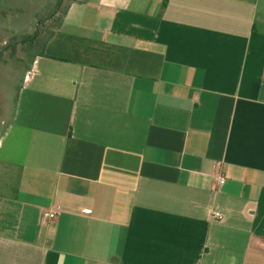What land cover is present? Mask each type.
Listing matches in <instances>:
<instances>
[{"label":"crops","instance_id":"0c3cea01","mask_svg":"<svg viewBox=\"0 0 264 264\" xmlns=\"http://www.w3.org/2000/svg\"><path fill=\"white\" fill-rule=\"evenodd\" d=\"M8 61L0 264H264V0H75Z\"/></svg>","mask_w":264,"mask_h":264},{"label":"rangeland","instance_id":"374dc122","mask_svg":"<svg viewBox=\"0 0 264 264\" xmlns=\"http://www.w3.org/2000/svg\"><path fill=\"white\" fill-rule=\"evenodd\" d=\"M72 1L75 0H0V46H3L0 59L9 60L7 67L15 62L18 67L25 68ZM52 14L56 23L39 26L40 21L44 22ZM38 26L37 38L29 42Z\"/></svg>","mask_w":264,"mask_h":264},{"label":"built area","instance_id":"2783aa9c","mask_svg":"<svg viewBox=\"0 0 264 264\" xmlns=\"http://www.w3.org/2000/svg\"><path fill=\"white\" fill-rule=\"evenodd\" d=\"M214 173V186H222L226 181V176L219 171V167L214 166L213 168ZM61 206L60 205H53L48 209H45L41 212L40 215V221L41 223H47L49 221H52L58 217V215L61 213Z\"/></svg>","mask_w":264,"mask_h":264},{"label":"trees","instance_id":"16d2710c","mask_svg":"<svg viewBox=\"0 0 264 264\" xmlns=\"http://www.w3.org/2000/svg\"><path fill=\"white\" fill-rule=\"evenodd\" d=\"M58 5H60V4H58ZM58 5H57V7H58ZM53 15L54 14H52L50 17H48L46 20H44V22L43 21H40L39 26L42 25V24H47V23H56L55 22V19L53 18L54 17ZM59 22H60V20H59ZM59 22H57V26L59 25ZM39 26L35 29L33 35L30 36V38L28 40L29 42H32V41H34L37 38ZM57 26L54 29H52L49 33H47V35H45V38L42 41L41 48H40V50L35 55L42 54L43 53V46H44L45 42L52 35L53 31L56 30Z\"/></svg>","mask_w":264,"mask_h":264}]
</instances>
